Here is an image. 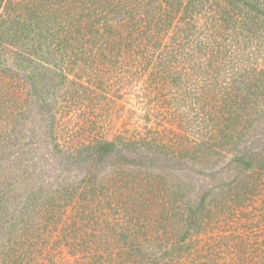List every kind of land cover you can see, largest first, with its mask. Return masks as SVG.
I'll use <instances>...</instances> for the list:
<instances>
[{"label":"rangeland","instance_id":"374dc122","mask_svg":"<svg viewBox=\"0 0 264 264\" xmlns=\"http://www.w3.org/2000/svg\"><path fill=\"white\" fill-rule=\"evenodd\" d=\"M16 1L37 8L45 38L28 50L0 23V225L37 196L75 199L84 176L103 209L56 198L67 209L48 207L45 226L0 227V261L123 264L139 253L150 264H264V0ZM224 4L235 12L220 13ZM190 5L200 9L178 22ZM56 120L68 151L115 136L164 148L91 146L69 158L53 145ZM119 170L170 185L165 212L156 194L140 209L119 188L109 195ZM182 201L201 209L193 226Z\"/></svg>","mask_w":264,"mask_h":264},{"label":"trees","instance_id":"16d2710c","mask_svg":"<svg viewBox=\"0 0 264 264\" xmlns=\"http://www.w3.org/2000/svg\"><path fill=\"white\" fill-rule=\"evenodd\" d=\"M12 1V0H11ZM10 0H0V6L4 7L5 3H8L7 6L8 8L11 7L12 10L8 11L7 13H0L1 19H0V23L1 21H8L10 22L11 26H5L6 27V31L4 32L3 35H7L10 38L11 42H14V39L18 42L20 45H25V48H28V50H30V47L32 46V44L34 45V47L37 48H42L44 41L43 39L45 38V34H42L40 32L41 26H39V24H37V21L34 23L33 22V17L37 16L38 10L36 7L31 8L30 5H28L25 1H16V3H14V5ZM226 0H223V2H225ZM214 2L217 4L218 0H214ZM55 4V3H53ZM27 5V6H26ZM221 8L218 9V11L221 13L223 10V13H226L228 15H230L232 12L234 11V8L230 9V8H225V4L222 6L220 5ZM23 10H20V9ZM54 11L55 14L53 15H57L60 14L59 12L57 13V9L56 7H54ZM59 8V6H58ZM184 8V7H183ZM29 10L27 16L22 17V13H24V11L26 12V10ZM52 9V8H50ZM174 9V8H172ZM185 13L182 12L181 15H179V21L178 22H187V18H189V14L192 13L193 10H199L200 7H192L191 5L189 7H185ZM12 11H16V13H11ZM67 11V9H66ZM68 12V11H67ZM171 10L167 11V15L169 18L173 19L175 17V14H171L170 13ZM217 15H219L217 13V11H211ZM66 13V12H65ZM212 13V14H213ZM166 14V13H165ZM192 15V14H191ZM12 16V17H11ZM53 17V16H52ZM213 18V20H215V15L213 14L211 16V19ZM219 18V16H218ZM32 20V23H31ZM96 21V20H95ZM188 23V22H187ZM185 23V24H187ZM91 24V22H90ZM189 25V24H188ZM61 31V30H60ZM2 35V36H3ZM51 36L52 34H48V49L49 48V44L53 43L51 42ZM26 40H31L32 44H27ZM34 40V41H33ZM63 40V39H62ZM68 44V43H67ZM65 46V43L60 42L57 43L55 45H53V50L56 49H61L63 50ZM82 52V50H80ZM48 53H52L51 49L49 50ZM23 59H27L26 57H24ZM234 103V105L236 106H244L245 103H239V102H234V100L232 101L231 105ZM234 108V107H233ZM59 110V109H58ZM60 112V111H58ZM57 114V112H56ZM55 114V115H56ZM61 123L60 121L56 120L54 122L53 125V129L51 131V136H52V140L54 141V146L58 148V150H60L63 154H68L69 158H71L74 153H75V159H78V157L76 158V156L78 155V153H82L84 152L85 149H88L90 151L89 147H94L97 149L98 154L100 155L102 152L107 153L110 152L111 149L110 148H116L117 146H120V149H128L129 145H133V146H143L146 145L147 148L152 149H162L164 148L162 144L153 142V144L151 145V142L145 140V139H139L138 138H124L123 136H115L116 138L113 139V141H95L92 145L86 146V148L84 147H80L76 146L75 148H72V150L68 151V148L65 147V149H61L60 142L59 139L57 137V127L60 126ZM62 126V125H61ZM58 129H60V127H58ZM68 151V152H66ZM66 154V156H67ZM118 179L116 180V182L114 183V187H112L113 185L111 184V186H108L109 188H113L112 192L109 195H113V192L119 188V194H127L126 196H128L130 198V200H134L136 203V205H138V209L144 207L146 205V203H150L152 205L153 199H150L151 197L147 198L145 197V195L147 194L148 196H152L154 194L157 195V197L160 199L159 200V206L161 205L163 212H165V209L168 208L170 201L172 198L171 193L169 192L171 189L170 185H168L167 183H163L162 186L157 189L154 187V189H152V187L150 188L149 186L153 185L154 181V177L150 174H146L144 172H121V170H119L118 173ZM147 186V189H144V187ZM116 188V189H114ZM1 189V188H0ZM74 191L77 193L75 199H72L73 194L69 195H62V194H57V195H51L49 194L47 195H40L37 196V198L35 199L36 203H28L26 202V204H21L20 208H21V212L18 213V218L14 219L12 218V220L10 222H4V225H0V227H43L45 226L47 223V219H45V216L48 212V207L49 209H52L54 211V213H60V211H64L67 209V205L64 204L63 205V209H62V205H60L58 203V201L56 200V198L61 197L64 198V201L69 205H72V208H77L79 211L81 209H85L88 211H100L101 209H103V206L99 203V201L97 200V196H99V192H98V188L96 185V182L93 179H89L88 176H84V178H80L79 181L76 183L75 187H73ZM143 189L145 191H143ZM2 193V196L0 197V199H4L5 197V191H0ZM116 192V191H115ZM179 192V188L176 187V194ZM31 194V193H30ZM129 194H136V195H129ZM121 195V196H122ZM32 194L30 195V200L33 201L32 199ZM108 197V196H107ZM110 197V196H109ZM181 197V196H180ZM179 199V198H178ZM68 200H71L70 202L72 204H69ZM124 200H129L128 198H125L121 201ZM177 200V198H176ZM120 201V200H118ZM174 202V200L172 201V203ZM180 201L177 200V203L179 204ZM1 203L3 204V206H5L6 208V203L5 200L1 201ZM180 206V205H178ZM177 206V210L181 208L180 214H183L185 216L186 211H187V215H189L188 217V221L190 222V226L192 225L191 221L193 220V218H195L197 216V214L199 215V213L201 212L200 207H198L197 205L195 206H191L189 204H187V208L185 207L183 201H182V206L178 207ZM32 208H34V211H32ZM28 210V212L26 211ZM176 210V211H177ZM76 211V209H75ZM30 213H35L37 218L36 221L34 223V221L32 220V215ZM52 213V212H51ZM62 215V214H61ZM61 215L58 218V220L60 219ZM77 222V221H75ZM75 224H78L75 223ZM193 226V225H192ZM41 238V237H40ZM2 251V250H1ZM11 251L15 252L16 248L11 246ZM21 254V252L19 251V249H17V256ZM131 254L128 255V258H130ZM133 256V255H132ZM129 259H126L128 261L124 262L123 264H150L153 259L152 258H146V256L142 257L141 254L136 253L133 257ZM138 259H140V261H138ZM154 263H158L155 262ZM0 264H4V261H0ZM9 264H13L12 261H10ZM174 264H176L174 262ZM188 264V263H187Z\"/></svg>","mask_w":264,"mask_h":264}]
</instances>
